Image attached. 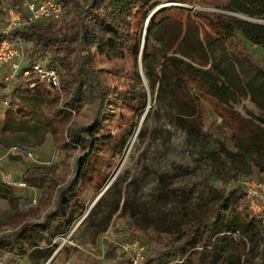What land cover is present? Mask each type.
<instances>
[{"label": "rangeland", "instance_id": "rangeland-1", "mask_svg": "<svg viewBox=\"0 0 264 264\" xmlns=\"http://www.w3.org/2000/svg\"><path fill=\"white\" fill-rule=\"evenodd\" d=\"M226 2L175 0L159 5L156 9L181 7L183 10L172 11L177 13L175 22L190 15L197 24L179 27L161 20L162 40L153 39L154 44L162 49L171 48L170 52L185 55L195 66L212 71L222 59L224 42L206 17L214 12H227L222 9ZM4 17L0 5V28ZM132 18L128 21L135 26L137 17ZM148 18L142 27L139 58ZM61 21L58 20V27ZM239 41L238 46L248 48L252 57L264 64V48L242 38ZM38 60L49 62L48 57ZM92 68L101 72L112 92L100 112L96 132V137H103L104 141L98 142L77 179V160L86 157L85 149L73 142L67 129L73 124L91 123L97 108L95 99L85 94L75 110L61 103L51 107L49 100L55 92L43 86L45 98L12 102L14 87L0 83V264H166L169 258L159 263L157 253L171 244L174 236H158L151 229L140 231L130 225V219L147 224L169 219L186 221L199 214L210 186L226 193L241 185L243 177L264 181V172L254 166L250 173H242L235 179L206 143L190 139L169 116L185 110L183 103L193 102L201 115L203 130L209 135L206 141H222L233 155L236 140L243 142L248 131L260 124L264 126V96L251 93V87H256L255 75L245 64L239 66L240 78L231 88L226 105L196 90L176 98L159 97L156 90L153 95L139 62L141 80L135 79L134 61L127 51L121 56L116 51L99 55L93 50ZM25 87L18 88L20 95H26ZM143 91L145 107L136 110V98ZM14 145L24 146L32 157L16 154L11 150ZM40 164L50 166L44 174L52 180L43 190L5 182V174L14 182H22L27 170ZM239 166H243L241 161ZM160 174L167 175L178 190L162 187ZM65 189H70L65 194L70 209L80 212L77 218H71L68 229L61 225L51 236L24 225L48 223L52 219L50 214L57 213L60 191ZM245 202L248 203L246 197ZM185 264H225V261L220 246H213L199 249Z\"/></svg>", "mask_w": 264, "mask_h": 264}, {"label": "trees", "instance_id": "trees-1", "mask_svg": "<svg viewBox=\"0 0 264 264\" xmlns=\"http://www.w3.org/2000/svg\"><path fill=\"white\" fill-rule=\"evenodd\" d=\"M61 1L63 9L59 27L58 21H39L18 29L16 33L28 44L27 55L31 61L48 57L49 65H59L61 96L55 93L56 95L50 97L51 107L61 103V106L75 110L84 100L85 94L96 101L97 108L94 109L91 123L83 126L73 124L67 129L73 142L85 149L86 157H79L77 160L76 179L83 174L85 161L93 156L98 142L104 141L103 137H96V132L100 127V112L112 92L111 85L106 82L101 72L92 68L93 50L99 55L116 51L123 56L125 51L129 52L135 65V79L141 80L139 62L150 92L154 95L156 90L159 97L176 98L187 91L196 90L226 105L231 88L240 78L239 66L242 64L248 67L249 72H254L253 81L256 87H251L253 96H264V64L254 59L248 48L238 46L242 38L245 42L264 48V0H227L222 7L227 12H214L211 17H206L207 23L217 30L224 42L222 59L219 64H214L212 71L195 66L184 58L185 55L170 52L171 48L162 49V46L154 44L153 39L162 40L159 37L161 22L169 21L179 27H183V24H197L190 15L183 21L180 19L175 22L174 16L177 13L172 11L183 10L181 7L171 6L167 8L169 11L163 7L156 9L165 2L175 0ZM4 2L5 0H0V5L3 6ZM13 2L17 4L19 0ZM152 11L155 12L150 16ZM148 16L150 19L145 27V40L139 58L142 27ZM132 17H137L135 26H131L128 21ZM43 86L36 82L32 88L25 87L23 92L26 95L19 94L18 88L21 86H14L11 101L43 99ZM145 99L146 94L143 91L136 98V110L145 107ZM183 104L185 110L169 114L171 121L185 130L190 139L206 143L209 151L223 160L226 170L235 179L242 173H250L252 166L264 172L263 125L248 131L244 135L247 137L245 141L236 140L233 144L236 151L231 155L232 151L222 141H206L205 138L209 135L203 130L201 115L193 102ZM262 123L264 124V119ZM252 158H259V161ZM240 161L243 166H239ZM47 170H50L49 165H35L27 170L28 175L22 182L43 190L46 183L52 182L50 175L44 174ZM159 181L162 187L178 190L165 174L159 175ZM69 190L60 191L57 213L54 211L50 214L52 219L49 218L48 223L28 222L24 225L40 228L51 236L61 225L68 229L71 218H77L80 213L79 209H70L66 198ZM208 190L201 201L199 214L193 218L186 221L162 220L153 224L130 219V225L140 231L151 229L158 236H174L175 240L157 253L159 263L164 258H169L166 264H173L175 260H178L175 264H185L199 249L220 246L225 264H264V226L245 202L242 185H236L226 193L219 192L213 186ZM53 220L57 222L54 223ZM52 226L55 227L51 229ZM234 234L238 237L234 238ZM171 258H174L172 262Z\"/></svg>", "mask_w": 264, "mask_h": 264}, {"label": "built area", "instance_id": "built-area-1", "mask_svg": "<svg viewBox=\"0 0 264 264\" xmlns=\"http://www.w3.org/2000/svg\"><path fill=\"white\" fill-rule=\"evenodd\" d=\"M14 1V0H13ZM5 17L0 28V83L9 86L26 85L32 88L36 82L61 94L59 66L31 61L27 55L28 44L16 31L39 21H58L62 16L61 0H19L17 4L5 0L2 6ZM11 150L18 155L32 157V152L22 145ZM5 182L10 185L27 187L24 182H14L8 174ZM250 209L264 226V181L254 177L240 180ZM35 202V200L33 201Z\"/></svg>", "mask_w": 264, "mask_h": 264}, {"label": "water", "instance_id": "water-1", "mask_svg": "<svg viewBox=\"0 0 264 264\" xmlns=\"http://www.w3.org/2000/svg\"><path fill=\"white\" fill-rule=\"evenodd\" d=\"M155 12V11H154ZM153 14V12L150 14V16ZM150 16H149V18H148V20H147V24H148V22H149V19H150ZM147 26V25H146ZM142 76V79H143V75H141Z\"/></svg>", "mask_w": 264, "mask_h": 264}, {"label": "crops", "instance_id": "crops-1", "mask_svg": "<svg viewBox=\"0 0 264 264\" xmlns=\"http://www.w3.org/2000/svg\"><path fill=\"white\" fill-rule=\"evenodd\" d=\"M37 229L41 230L40 228H37ZM41 231H42V230H41Z\"/></svg>", "mask_w": 264, "mask_h": 264}]
</instances>
